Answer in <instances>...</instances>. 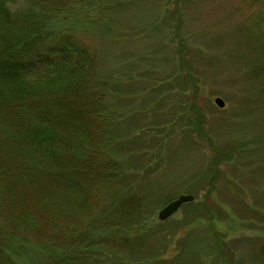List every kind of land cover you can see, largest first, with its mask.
<instances>
[{"label": "rangeland", "instance_id": "1", "mask_svg": "<svg viewBox=\"0 0 264 264\" xmlns=\"http://www.w3.org/2000/svg\"><path fill=\"white\" fill-rule=\"evenodd\" d=\"M107 2L58 24L110 84L104 110L116 149L108 158L119 170L111 200L99 204L136 207L125 235L141 240L138 264H261L264 0ZM180 195L194 200L158 220ZM96 251L103 264L135 259L79 250Z\"/></svg>", "mask_w": 264, "mask_h": 264}, {"label": "trees", "instance_id": "2", "mask_svg": "<svg viewBox=\"0 0 264 264\" xmlns=\"http://www.w3.org/2000/svg\"><path fill=\"white\" fill-rule=\"evenodd\" d=\"M107 3L0 0V264H103L83 247L135 257L109 264L141 263L139 236L125 235L136 207L100 205L119 170L108 158L116 149L104 110L110 84L90 50L58 25L76 8Z\"/></svg>", "mask_w": 264, "mask_h": 264}, {"label": "water", "instance_id": "3", "mask_svg": "<svg viewBox=\"0 0 264 264\" xmlns=\"http://www.w3.org/2000/svg\"><path fill=\"white\" fill-rule=\"evenodd\" d=\"M214 103L217 107L223 108L224 102L216 98ZM194 197L191 195H180L177 199L169 202L163 209L158 213V220L165 221L171 216H173L183 205L193 202Z\"/></svg>", "mask_w": 264, "mask_h": 264}]
</instances>
